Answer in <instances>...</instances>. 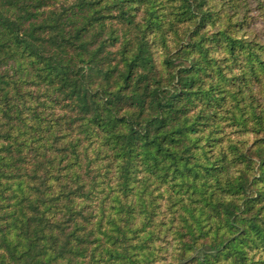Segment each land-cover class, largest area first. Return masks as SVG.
Returning a JSON list of instances; mask_svg holds the SVG:
<instances>
[{
    "label": "trees",
    "instance_id": "1",
    "mask_svg": "<svg viewBox=\"0 0 264 264\" xmlns=\"http://www.w3.org/2000/svg\"><path fill=\"white\" fill-rule=\"evenodd\" d=\"M264 264V0H0V264Z\"/></svg>",
    "mask_w": 264,
    "mask_h": 264
},
{
    "label": "rangeland",
    "instance_id": "2",
    "mask_svg": "<svg viewBox=\"0 0 264 264\" xmlns=\"http://www.w3.org/2000/svg\"><path fill=\"white\" fill-rule=\"evenodd\" d=\"M183 261H186V262H184V264H188V260H183ZM179 264V263H178Z\"/></svg>",
    "mask_w": 264,
    "mask_h": 264
},
{
    "label": "water",
    "instance_id": "3",
    "mask_svg": "<svg viewBox=\"0 0 264 264\" xmlns=\"http://www.w3.org/2000/svg\"><path fill=\"white\" fill-rule=\"evenodd\" d=\"M184 262H186V261H181L179 264H184Z\"/></svg>",
    "mask_w": 264,
    "mask_h": 264
}]
</instances>
